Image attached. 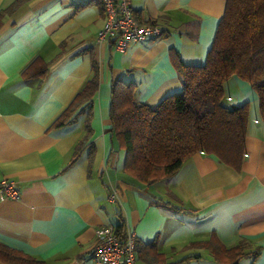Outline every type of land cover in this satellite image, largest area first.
I'll return each mask as SVG.
<instances>
[{"label": "crops", "instance_id": "obj_1", "mask_svg": "<svg viewBox=\"0 0 264 264\" xmlns=\"http://www.w3.org/2000/svg\"><path fill=\"white\" fill-rule=\"evenodd\" d=\"M130 2L139 22L163 33L120 51L97 40L100 1L0 0V181L19 188L17 199L0 197V242L46 264H96V230L114 225L119 212L144 245L137 264H231L237 251L236 264H264V128L247 81L231 76L223 84L225 104L250 105L238 169L198 151L147 185L123 170L124 151L110 131L113 81L136 83L139 101L150 106L179 92L175 59L205 62L226 0ZM34 59L36 74L23 75ZM92 61L99 82L91 131L74 156L85 129L83 115L71 119L83 105L64 124H50ZM217 244L229 250L216 257Z\"/></svg>", "mask_w": 264, "mask_h": 264}, {"label": "trees", "instance_id": "obj_2", "mask_svg": "<svg viewBox=\"0 0 264 264\" xmlns=\"http://www.w3.org/2000/svg\"><path fill=\"white\" fill-rule=\"evenodd\" d=\"M34 59L24 70L30 73ZM175 66L181 90L150 106L138 99L133 81H113L110 105V131L119 149L124 151L122 168L137 181L150 185L172 176L194 153L215 155L223 163L240 168L250 114L248 102L229 106L224 102V82L231 76L247 81L258 97V112L264 128V0H226L211 47L203 64H186L179 57ZM45 68L40 72L44 73ZM99 71L92 61L91 72L70 102L50 126H60L81 105L71 120L83 115L85 135L77 144L75 155L90 134L92 97L97 90ZM91 152V150H90ZM74 160H71V162ZM113 225L125 238L127 227L117 212ZM144 245L134 241L136 256ZM229 250L217 244L214 255ZM236 259L243 255L235 252ZM157 258V257H156ZM3 264H46L21 250L0 242ZM161 264L175 262L162 261Z\"/></svg>", "mask_w": 264, "mask_h": 264}, {"label": "built area", "instance_id": "obj_3", "mask_svg": "<svg viewBox=\"0 0 264 264\" xmlns=\"http://www.w3.org/2000/svg\"><path fill=\"white\" fill-rule=\"evenodd\" d=\"M76 6L100 1L104 9V23L97 31L98 41H108L120 51H124L130 42L145 37L157 38L162 28L153 22H139L132 9L130 0H72ZM114 194L110 198H114ZM0 197L17 199L19 188L15 181H0ZM135 234L127 229L125 238H121L113 225H105L96 230V242L92 249V258L96 264H137L134 248Z\"/></svg>", "mask_w": 264, "mask_h": 264}]
</instances>
